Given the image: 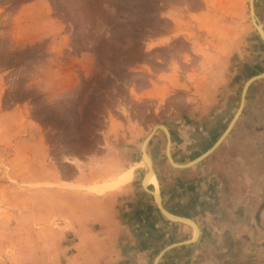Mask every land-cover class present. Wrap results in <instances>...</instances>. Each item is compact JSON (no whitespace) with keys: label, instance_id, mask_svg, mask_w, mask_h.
Here are the masks:
<instances>
[{"label":"rangeland","instance_id":"1","mask_svg":"<svg viewBox=\"0 0 264 264\" xmlns=\"http://www.w3.org/2000/svg\"><path fill=\"white\" fill-rule=\"evenodd\" d=\"M224 6L0 0V264H133L136 198L149 220L176 222L172 237L143 244L145 264L194 239L193 220L180 234L145 190L150 172L166 210H209L206 263L264 264V77L236 113L264 70V42L249 0ZM253 9L264 30V0ZM160 124L175 166L219 144L175 167Z\"/></svg>","mask_w":264,"mask_h":264},{"label":"crops","instance_id":"2","mask_svg":"<svg viewBox=\"0 0 264 264\" xmlns=\"http://www.w3.org/2000/svg\"><path fill=\"white\" fill-rule=\"evenodd\" d=\"M203 1L214 4H225L224 9L227 8L228 9L227 11L229 12L233 11V4H238L239 6V0H203ZM237 13L240 17L241 15L240 8H238ZM128 191H133V190H128ZM132 194L135 198L138 196V194L136 193H132ZM160 197L163 200V195L160 194ZM138 200L139 199L136 198L137 202L135 203V206L131 205L129 206V208H126L128 217L133 216L136 219H142L138 221L136 219L132 220L134 221V224L132 226H136L134 230L132 229L133 233L137 236V239L139 240H136V242L134 241L136 243L135 246L132 247L128 245L127 248L132 249L131 258L134 259L133 264H137V263L145 264L147 251L149 247L143 244L145 243L148 244L152 242L159 243L165 240L166 238H169L170 236L172 237V232L170 231V229L171 226L173 225L172 223H176V222L171 223V222H166L165 220H160V219L157 220L155 216L151 217V219L149 220L148 218H150V213L152 212L147 209V206H145L146 204H144L143 202L138 203ZM134 207H136L137 209ZM166 208H168L167 210L174 215H179V216L185 215L188 216V218L192 219L196 224L197 235L194 234V232L193 233L190 232L192 237H194V235L196 236L194 238L195 240L189 243H185V242L178 243L188 239H183L181 241L178 240L170 243V244H174V243L175 244L163 251V253L158 259V264H208L206 263L208 260V256L212 255L213 244H215L214 237L212 236L213 234H211L213 233L212 229H213V224L215 225V223L213 219H211L210 214L208 213L209 210H203L202 211L203 214H200L201 212L195 211V215H193V213L187 214L185 213V211H180V212L176 211L171 207H166ZM220 223L221 225H225L223 224V222ZM180 224L185 226V228H181L180 234L183 231L184 233H189L191 229L190 225L188 226V224L186 225L184 223H180ZM125 229L126 228L122 229V233H125ZM257 236H258V238L256 237L257 240L261 239L262 237L260 232L259 235L257 234ZM255 241L256 240L253 238V242ZM221 242L224 241L222 240ZM139 244H141L142 246ZM170 244L164 245L163 248H165ZM219 246L218 248H221L220 250L223 251L224 246L223 245L220 247ZM163 248H161L160 250H162ZM237 249L235 248V250ZM236 253H238V250L236 251Z\"/></svg>","mask_w":264,"mask_h":264},{"label":"water","instance_id":"3","mask_svg":"<svg viewBox=\"0 0 264 264\" xmlns=\"http://www.w3.org/2000/svg\"><path fill=\"white\" fill-rule=\"evenodd\" d=\"M249 12H250V15H251V19H252V22H253V24H254V26H255V28L257 29V31H258V33H259V36L261 37V39L263 40V42H264V30H263V28L261 27V25L255 20V14H254V9H253V0H249ZM261 77H264V70L262 71V72H260V73H258V74H255V75H252L250 78H248L247 80H246V82H245V84H244V86H243V88H242V94H241V100H240V104H239V107H238V109L236 110V113L239 115V113H240V111H241V108H242V106H243V98H244V94H245V90H246V88H247V82L248 81H253V80H255V79H257V78H261ZM238 115H237V117H238ZM236 117V118H237ZM236 118L234 119L233 118V120L235 121L236 120ZM234 121H233V123H234ZM231 123H232V121H231ZM233 123H232V125H233ZM232 125H231V127H232ZM164 132H165V134H166V136H167V144H166V156H167V158H168V160H169V162L173 165L174 163L173 162H171V154H170V151H169V132H168V130H167V128L164 126V125H162V124H160V125H158ZM230 126V125H229ZM230 127V128H231ZM154 130V129H153ZM153 130L144 138V141L149 137H151V135L153 134ZM226 129L223 131V133L221 134V137H222V139L226 136ZM219 138H220V136H219ZM221 139V140H222ZM149 140V139H148ZM148 140L144 143V141H143V147H141V156H142V159L143 160H145V162H146V165H147V170L145 171V173H144V175H143V178L141 179V184H142V182H143V180H144V178H145V176H146V174H147V172H148V170H150L151 169V165H150V163H149V158H147V152H146V150H145V147H146V144H147V142H148ZM219 143H217V141L214 143V147H213V149H215L216 148V146L218 145ZM212 149V150H213ZM211 150V151H212ZM211 151H204L203 153H201L199 156H196V157H194L193 159H191V160H189V161H187L186 163H183L181 166H179V165H177V166H175V165H173V166H175V167H188V166H191V165H193V164H195V163H197L198 161H200L202 158H204L205 156H207ZM145 157V158H144ZM147 158V159H146ZM177 164V163H176ZM143 185V184H142ZM145 190H147V191H149V192H151V194L154 196V198H155V201H156V205H157V208L159 209V211L165 216V217H167L168 219H170V220H173V221H177V222H181V223H184V224H188V225H190V226H192L193 224L190 222V221H187L186 219H189V220H192V219H190V218H188V217H186V219H175V218H173V217H171V216H169L168 214H167V211H166V209L162 206V204H161V197H160V195H156L155 193H153L151 190H149L148 188H145ZM194 222V221H193ZM195 223V222H194ZM196 225V224H195ZM194 239L192 238V239H188V240H184V241H181V242H178V243H184V242H189V241H193ZM175 244V243H174ZM174 244H170V245H168V246H166L165 248H163L162 250H160L158 253H157V255L154 257V259H153V263L152 264H155L156 262H157V258H159L160 256H161V254L163 253V251L164 250H166L167 248H169L170 246H172V245H174Z\"/></svg>","mask_w":264,"mask_h":264},{"label":"bare ground","instance_id":"4","mask_svg":"<svg viewBox=\"0 0 264 264\" xmlns=\"http://www.w3.org/2000/svg\"><path fill=\"white\" fill-rule=\"evenodd\" d=\"M249 82V81H248ZM247 82V83H248ZM250 83V82H249ZM248 83V84H249ZM234 118V117H233ZM230 126L232 125V123H230L229 124ZM230 126H227V128H226V131L229 129V127ZM159 127V126H158ZM228 133V132H227ZM222 138V137H221ZM220 138V139H221ZM219 139V138H218ZM220 139L218 140V142L220 141ZM148 140V138L144 141V143L146 142ZM141 147H143V143H142V146ZM211 149H209V151H210ZM143 163H144V161H143ZM145 164V163H144ZM150 165H151V163H150ZM153 171V170H152ZM147 174H148V172H147ZM146 174V175H147ZM156 176H155V174L153 173V172H150L149 173V175H147V178H146V181L147 182H150V183H153L154 184V186H155V190L153 191V193H155L156 195L158 194V191H157V189H158V185H157V182H156ZM120 180V179H119ZM144 181H145V179H144ZM143 181V182H144ZM115 182H117V181H115ZM142 185V184H141ZM111 187H113L114 185H110ZM167 211V210H166ZM167 214L169 215V216H171V217H175L174 215H172V214H170L168 211H167ZM179 219H186V217H178ZM175 219H177V218H175ZM187 221H190L193 225V227H194V223L191 221V220H189V219H186ZM197 231V230H196ZM195 237V236H194Z\"/></svg>","mask_w":264,"mask_h":264}]
</instances>
